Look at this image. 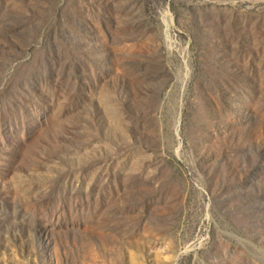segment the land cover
Masks as SVG:
<instances>
[{"label": "rangeland", "instance_id": "374dc122", "mask_svg": "<svg viewBox=\"0 0 264 264\" xmlns=\"http://www.w3.org/2000/svg\"><path fill=\"white\" fill-rule=\"evenodd\" d=\"M0 264H264V0H0Z\"/></svg>", "mask_w": 264, "mask_h": 264}]
</instances>
